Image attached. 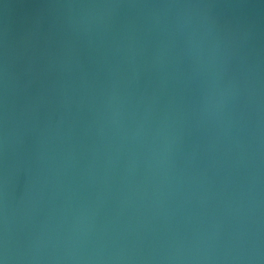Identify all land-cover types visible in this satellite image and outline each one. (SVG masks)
<instances>
[{
	"label": "water",
	"instance_id": "water-1",
	"mask_svg": "<svg viewBox=\"0 0 264 264\" xmlns=\"http://www.w3.org/2000/svg\"><path fill=\"white\" fill-rule=\"evenodd\" d=\"M4 264H264V0H0Z\"/></svg>",
	"mask_w": 264,
	"mask_h": 264
},
{
	"label": "snow or ice",
	"instance_id": "snow-or-ice-1",
	"mask_svg": "<svg viewBox=\"0 0 264 264\" xmlns=\"http://www.w3.org/2000/svg\"><path fill=\"white\" fill-rule=\"evenodd\" d=\"M0 264H3V260L2 259H0Z\"/></svg>",
	"mask_w": 264,
	"mask_h": 264
},
{
	"label": "clouds",
	"instance_id": "clouds-1",
	"mask_svg": "<svg viewBox=\"0 0 264 264\" xmlns=\"http://www.w3.org/2000/svg\"><path fill=\"white\" fill-rule=\"evenodd\" d=\"M3 264H4V261H3Z\"/></svg>",
	"mask_w": 264,
	"mask_h": 264
}]
</instances>
